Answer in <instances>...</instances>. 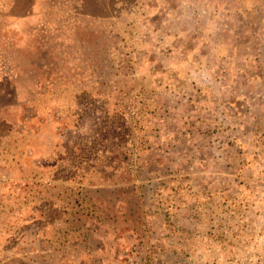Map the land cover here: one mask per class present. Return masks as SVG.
<instances>
[{
    "label": "rangeland",
    "instance_id": "rangeland-1",
    "mask_svg": "<svg viewBox=\"0 0 264 264\" xmlns=\"http://www.w3.org/2000/svg\"><path fill=\"white\" fill-rule=\"evenodd\" d=\"M40 130L58 167L103 168L67 183L88 238L4 264H264V0H0L3 156L39 166Z\"/></svg>",
    "mask_w": 264,
    "mask_h": 264
},
{
    "label": "trees",
    "instance_id": "trees-1",
    "mask_svg": "<svg viewBox=\"0 0 264 264\" xmlns=\"http://www.w3.org/2000/svg\"><path fill=\"white\" fill-rule=\"evenodd\" d=\"M111 104L112 102L108 99L103 101V106L107 108V111L111 110ZM107 116L102 123L103 129L109 130V126L106 124L114 123L115 119L112 117L108 119ZM39 134H42V137ZM0 136H3V133ZM8 138H10L7 140L9 146L10 144L18 145L17 143L24 144V140L19 136ZM24 145L31 148L35 147L38 150L39 166L32 167L29 157H21L19 160L7 159L3 154L7 152L8 145H1L0 143V148L2 147L0 173L2 170H6L13 177L12 180L0 181V188L6 191L0 193V251L5 254L8 249H12V246H21L22 243L37 241L36 236L38 238L41 235H45L43 239L40 238L48 244L49 248H51V244L55 245L52 249L53 253L60 252L65 247L70 246V241L72 243L87 241V233H82V231L74 228L76 223L82 220L86 210L83 206L84 202H80L78 199L83 188L82 186L72 188L67 183L78 181L76 174L81 168L90 170L92 180L101 176L103 169L101 164L94 162L88 163L87 167H82L83 161H69L62 157L58 167L56 159H49L46 155V150H50L53 154L55 152L51 142L46 141L41 130L36 137L29 139ZM59 146V151H61L62 145L59 144ZM41 152L45 153L44 157L41 156ZM122 154L121 159L112 161L114 167H118L122 161H127L129 153L126 151ZM42 158L43 160H41ZM66 169H72V171L65 174ZM79 175L80 180L87 178L86 175ZM55 178L64 183H55ZM75 189L77 190L75 191ZM32 229L39 230V235L30 238L24 237V234ZM46 235L48 236L46 237ZM49 236L52 239H49ZM21 248L24 247L21 246ZM56 254L54 253V255ZM78 257L63 251V255L58 256L52 264H82V259H84L83 264H86L89 260L88 256L87 258ZM45 259L48 258L43 255V261ZM49 259H53V257L49 255ZM0 264L4 263L0 261Z\"/></svg>",
    "mask_w": 264,
    "mask_h": 264
}]
</instances>
